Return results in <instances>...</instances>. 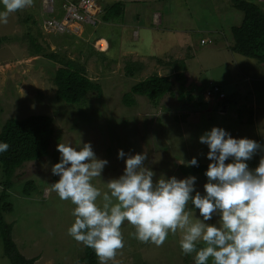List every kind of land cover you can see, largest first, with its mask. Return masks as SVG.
<instances>
[{"label": "rangeland", "instance_id": "rangeland-1", "mask_svg": "<svg viewBox=\"0 0 264 264\" xmlns=\"http://www.w3.org/2000/svg\"><path fill=\"white\" fill-rule=\"evenodd\" d=\"M63 1L66 2L55 3L59 18L64 14ZM100 1L105 5L114 4V0ZM247 1L264 9L258 0ZM229 3L230 0H164L162 5H152L150 10H158L164 17L161 31L152 30L156 40L143 39L131 44L132 30L118 34L113 29L109 36L115 41V47L109 58L104 59L88 53L91 34H85L84 27L79 35L55 36L51 30L45 32L42 18L46 17L40 8L19 9L9 14L7 24H0V38L3 37L0 42V132L10 119L24 120L38 115L54 119L55 133L49 156L16 170L15 185L7 192L14 211L4 212V219L12 225L11 238L27 260L34 259V264H86V247L67 232L75 220L72 215L75 205L61 200L49 186L59 179L51 173V166L59 162L58 143L76 147L90 142L96 156L108 160L101 177L92 181L101 191L100 204L103 193L108 191L106 182L123 173L125 162L117 158L119 149L128 154L147 152L144 165L154 171L155 180L162 174L186 177L180 169L186 164L180 162L194 156L198 165H208V148L199 142V136L213 126L224 128L235 138L246 137L264 145V65L230 54L228 43L234 42V28L243 26L244 14ZM140 7L130 6L128 11L142 13ZM28 8L38 24H26ZM128 17L133 19L129 13ZM29 34L42 46L44 55L36 54ZM5 37L8 40L4 41ZM98 39L91 44L107 42L111 47L107 39ZM134 45L138 50L131 48ZM52 53L65 61L84 64L88 77L102 88V95L89 94L87 103L80 107L58 101L55 77L60 64L46 57ZM142 53L158 59H145ZM182 61L187 64L185 94L191 93L193 100L187 95L183 100L178 99L179 85L172 67ZM247 61L255 63L252 70L246 67ZM131 69L134 77L130 75ZM154 75H170L176 84L175 96L167 95L156 106L147 97L131 95L135 102L132 106L126 105L124 97L131 93L132 86ZM191 79L198 80V84ZM213 86L227 95L225 100L231 98V103L222 102L221 95L214 97L210 92ZM261 155L264 151L258 150L252 159ZM196 177L197 187L203 191L206 178ZM5 182L0 166V196ZM29 182L36 189L25 194L24 188ZM121 231L124 247L107 264H194L192 256L184 255L180 249V230L169 232L161 246L135 239L131 235L135 229L127 222ZM0 264H10L1 233Z\"/></svg>", "mask_w": 264, "mask_h": 264}, {"label": "clouds", "instance_id": "clouds-1", "mask_svg": "<svg viewBox=\"0 0 264 264\" xmlns=\"http://www.w3.org/2000/svg\"><path fill=\"white\" fill-rule=\"evenodd\" d=\"M32 3L0 0V24ZM199 142L207 146L210 161L203 191L195 175L162 174L154 180L156 174L144 165L147 152L128 154L119 149L117 158L124 159L125 167L118 178L106 182L102 204L101 191L92 181L101 177L108 160L98 158L90 142L76 147L58 143L59 162L51 166V173L59 179L49 186L61 200L75 205L68 235L93 249L100 264H107L124 247L125 222L134 227L135 239L156 246L169 232L180 230V249L192 256L194 264H264V155L254 169L248 164L264 145L235 138L217 126L200 135ZM9 147L0 141V154ZM180 163L199 166L195 156Z\"/></svg>", "mask_w": 264, "mask_h": 264}, {"label": "trees", "instance_id": "trees-1", "mask_svg": "<svg viewBox=\"0 0 264 264\" xmlns=\"http://www.w3.org/2000/svg\"><path fill=\"white\" fill-rule=\"evenodd\" d=\"M232 1L234 7L244 14V22L243 26L240 28H234V45L231 51L241 56L254 59L258 63L264 65V9L256 3L246 0ZM124 6L123 3H117L104 7L101 21L114 22V19L119 20L123 18ZM40 9L42 10V7ZM32 13L30 9L27 12L28 16L25 20L27 25H30V23L34 25L39 23ZM43 17L46 18H42V25L43 22L51 18L52 15L43 13ZM30 37L36 54L44 55L43 53L45 51L42 46L36 43L32 34H29V38ZM2 40L3 39L0 38V42H2ZM6 40L8 39L5 37L4 41ZM111 43L114 44V41L111 40L110 44ZM92 46H90L88 52L91 55L94 54ZM46 57L51 60H58L60 64L57 68L55 77V83L57 85L56 98L58 101L67 105L80 107V105L83 106L87 103L89 94L97 93L98 96L102 95V88L88 77L84 64H80L79 61H65L63 58L60 59L56 53L48 54ZM175 64L176 63H174L173 66H175ZM175 67L177 71L175 82L179 85L177 88L179 92L178 99L183 100L184 96L187 95L189 100H193V95L191 93L185 94V86L187 84V79L184 75L186 70L185 61H182ZM132 70L133 69L129 70L130 75L134 77ZM175 88L176 84L171 77L154 75L132 86L131 93L125 95L124 102L128 106H132L135 100L131 99V95H135L147 97L157 106L167 95L175 96ZM200 101V103H202V100ZM231 101L232 99L229 98L225 101V104H229ZM252 116L253 113L250 112L251 119ZM54 133V119L47 115L31 116L24 120L10 119L5 122L2 132H0V141H5L10 145L6 153L0 154V166L6 179L0 196V233L4 242L5 255L10 261V264H34L35 260H27L21 255L11 238L12 225L5 221L4 212L12 213L14 209L13 205L8 202L9 195L7 192L15 185L13 176L16 170L22 168L29 162H38L49 156ZM259 159V157H256L248 161L249 167L254 169L258 165ZM207 166L208 165H199L198 167L181 166L180 169L186 176L195 175L206 178L204 172ZM35 189L33 183L29 182L25 185L24 192L25 194H30V192ZM85 252L86 264H99V259L93 249L86 247Z\"/></svg>", "mask_w": 264, "mask_h": 264}, {"label": "crops", "instance_id": "crops-1", "mask_svg": "<svg viewBox=\"0 0 264 264\" xmlns=\"http://www.w3.org/2000/svg\"><path fill=\"white\" fill-rule=\"evenodd\" d=\"M98 1H100V0H98ZM163 1L164 0H114V4L123 3L125 5L124 6V16H123V18H121L119 20H115L114 19V22H103V21H101V16L104 13V12L102 13V10L104 9V7H107V6H110V5H105L104 2L100 1L99 5L101 6L102 10H101V14L98 16L99 19H100L98 25L96 27H92L90 25L84 26L85 34L86 33L87 34H91V40L88 42L89 43L88 44L89 48H88L87 51L89 52L90 46H92L91 42L94 41L95 39L104 38V39H107V41H109V42L111 40H113L109 36V32H111L113 29H114V32L118 33V34L121 31L127 33L129 30H132L133 33L131 35L132 36L131 44L138 43V42H140L143 39L148 40V41L150 39L152 42H154L156 40V35H155V31H152V30H157L159 32L161 31L160 28H162V25H163L162 23H163V18L164 17H163V13H161L160 11L152 10V9L150 10V6H152V5H156V6L162 5ZM230 1H231V3H229V4L233 5V1L232 0H230ZM41 2H42V0H40L39 3H38V0H37V2L33 1V3L30 6V8L32 9L34 7H37V10H38V8H41ZM258 2L261 5L264 4V1H262V0H258ZM63 3H65V2L63 1ZM137 4H138V6L141 5L142 7H146L147 6L148 9L146 10L145 8L142 9V7H140L139 11L141 10L142 13L141 12H135V13L131 14L128 11L129 9H131L130 6H136ZM30 8H28V9H30ZM128 13H129V15L131 17H133V19L128 17ZM144 13L146 14L145 18H144ZM56 16L59 17L58 15H56ZM127 19L130 20V23H128ZM168 20L171 21L170 18ZM128 41H129V39H128ZM230 41H232V42H229L228 45H229V48H230V51H231V48L233 47L234 42H233V40H230ZM114 47H115V41H114V44L111 43V50H110V52L107 55H102V54L98 55L94 51V48H92L93 49V53H94L93 55H97L98 57H102L103 59L104 58H109V56L113 52ZM131 48L138 50V46H136V45H134ZM230 54L235 55V56H241V55L236 54L234 52H230ZM141 55H142V57H144L145 59L147 58L148 60L151 59V60H155L156 61L158 59V57H154V56L152 57L151 55L149 56V54H143L142 53ZM245 58H247V57H245ZM115 60L116 59L114 58V61ZM179 63H181V62H179ZM179 63H176L175 66L179 65ZM252 64H254V65L252 66ZM252 64H250L248 61H247V63H245L246 67H248L249 70H252L253 67L255 66L254 62H252ZM175 66L172 67L173 68L172 72L174 74V77H175V75L177 73ZM186 72L187 71L185 70L184 75H185V77L187 79ZM169 77H170V75H169ZM191 80H192L191 82H193L195 85L198 84L196 82H199L198 80H196V81L195 80L193 81V79H191Z\"/></svg>", "mask_w": 264, "mask_h": 264}, {"label": "built area", "instance_id": "built-area-1", "mask_svg": "<svg viewBox=\"0 0 264 264\" xmlns=\"http://www.w3.org/2000/svg\"><path fill=\"white\" fill-rule=\"evenodd\" d=\"M55 3L56 0L42 1L43 13L52 15L51 18L43 22L42 29H44L45 32L51 30L53 31L52 33L56 35H61L63 33L79 35V33L83 31L81 28L84 26L90 25L96 27L99 23L98 16L102 9L97 0H66V2L63 3L64 14L61 18H57L55 14ZM98 45H101L100 54L102 55H107L111 50V47L108 50L109 43L107 42H102ZM210 92L214 97H219V95H221L220 98L222 99L226 97L218 86L211 87Z\"/></svg>", "mask_w": 264, "mask_h": 264}, {"label": "flooded vegetation", "instance_id": "flooded-vegetation-1", "mask_svg": "<svg viewBox=\"0 0 264 264\" xmlns=\"http://www.w3.org/2000/svg\"><path fill=\"white\" fill-rule=\"evenodd\" d=\"M101 39V38H100ZM100 46L97 44V41L95 43H93V48L97 53H100Z\"/></svg>", "mask_w": 264, "mask_h": 264}, {"label": "bare ground", "instance_id": "bare-ground-1", "mask_svg": "<svg viewBox=\"0 0 264 264\" xmlns=\"http://www.w3.org/2000/svg\"><path fill=\"white\" fill-rule=\"evenodd\" d=\"M110 48H109V46H108V50H109Z\"/></svg>", "mask_w": 264, "mask_h": 264}]
</instances>
